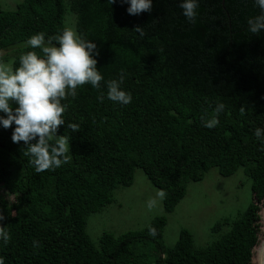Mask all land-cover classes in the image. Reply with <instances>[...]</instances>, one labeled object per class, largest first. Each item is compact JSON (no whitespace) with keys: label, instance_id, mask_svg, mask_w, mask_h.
<instances>
[{"label":"trees","instance_id":"16d2710c","mask_svg":"<svg viewBox=\"0 0 264 264\" xmlns=\"http://www.w3.org/2000/svg\"><path fill=\"white\" fill-rule=\"evenodd\" d=\"M179 3L153 0L152 11L139 15H129L121 0H22L15 10L0 8V51L40 32L47 41L68 28V12L76 14L77 32L97 44L104 77L99 88L86 84L63 101L65 125L57 133L69 138V162L54 171L37 173L24 143L12 142L15 125L0 127V214L10 234L0 245L4 264H255L264 150L253 133L264 128V31L248 32L247 20L259 9L252 0H200L192 23ZM27 51L41 54L17 48L13 68ZM122 69V88L133 96L123 106L106 89ZM219 103L225 108L217 113ZM212 118L218 125L204 127ZM213 167L223 176L245 167L253 193L243 213L213 225L223 232L213 243L195 247L184 228L167 246L165 215L141 230L106 232L98 247L87 233L88 216L112 203L119 186H131L137 168L164 191V210L172 212L188 182Z\"/></svg>","mask_w":264,"mask_h":264},{"label":"clouds","instance_id":"9594fccd","mask_svg":"<svg viewBox=\"0 0 264 264\" xmlns=\"http://www.w3.org/2000/svg\"><path fill=\"white\" fill-rule=\"evenodd\" d=\"M116 2L108 0L111 5ZM121 3L129 5V15L151 12L153 7V0H121ZM252 3L259 13L247 20V31L259 34L264 31V0H252ZM199 7L200 0H180L179 3L181 14L192 23L197 19ZM133 32L144 35L141 27ZM20 46L40 49L41 54L35 51L22 53L19 66L15 68L0 60V127L8 129L15 125L12 142L24 143L25 154L31 158L37 173L54 171L69 162V138L57 135L58 128L65 125L63 114L68 104L63 101L68 97L75 98L77 89L86 84L93 88L101 86L104 77L97 68L99 51L95 42L85 39L70 27L49 36L47 41L45 33H37ZM125 77L122 69L118 79L106 82L107 99L122 106L133 100L132 93L122 88ZM103 99L101 96L100 100ZM224 108L225 105L219 103L215 111L220 113ZM218 123L217 118H212L204 121L203 126L212 129ZM67 127L73 132L78 131L76 124H68ZM253 135L264 150V128L257 127ZM156 195L163 198L165 193L161 190ZM156 204V199H149L148 210L151 211ZM4 220V215L0 214V245H7L10 240ZM149 234L154 236L156 229L149 227ZM33 247H37L36 241H33ZM0 264H4L3 257H0Z\"/></svg>","mask_w":264,"mask_h":264},{"label":"rangeland","instance_id":"374dc122","mask_svg":"<svg viewBox=\"0 0 264 264\" xmlns=\"http://www.w3.org/2000/svg\"><path fill=\"white\" fill-rule=\"evenodd\" d=\"M21 1L0 0V8L15 10ZM72 16L75 20L71 21V25ZM66 18H68L67 27L77 31L76 14L68 12ZM22 44L23 42L8 50H1L0 60L13 67L14 58L17 55L16 49L21 48ZM15 106L13 103V107ZM57 135L60 136L58 133ZM159 191L161 190L151 183L145 172L137 168L131 186H119L114 191L112 203L88 216L86 230L95 245L97 247L100 245L101 237L106 232L119 236L127 231L141 230L150 226L155 217L165 215L167 224L163 238L167 246H174L180 237L181 230L186 228L194 235L195 247H204L216 241L223 233L222 231L214 232L213 225L224 218L234 219L243 213L253 197L252 179L246 174L245 167H240L231 176H223L217 167H213L206 173L203 180H190L185 197L172 212L164 210L163 198L156 195ZM153 198L157 200V204L149 211L147 202ZM261 216L262 234L255 250V264H264V255L260 254L264 240V208Z\"/></svg>","mask_w":264,"mask_h":264}]
</instances>
